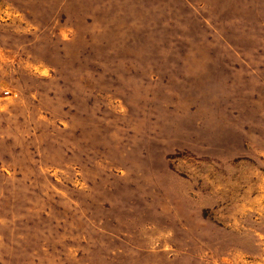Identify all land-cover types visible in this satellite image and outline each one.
Segmentation results:
<instances>
[{
	"label": "rangeland",
	"instance_id": "374dc122",
	"mask_svg": "<svg viewBox=\"0 0 264 264\" xmlns=\"http://www.w3.org/2000/svg\"><path fill=\"white\" fill-rule=\"evenodd\" d=\"M0 264H264V0H0Z\"/></svg>",
	"mask_w": 264,
	"mask_h": 264
},
{
	"label": "built area",
	"instance_id": "2783aa9c",
	"mask_svg": "<svg viewBox=\"0 0 264 264\" xmlns=\"http://www.w3.org/2000/svg\"><path fill=\"white\" fill-rule=\"evenodd\" d=\"M6 92H9V89H7Z\"/></svg>",
	"mask_w": 264,
	"mask_h": 264
}]
</instances>
